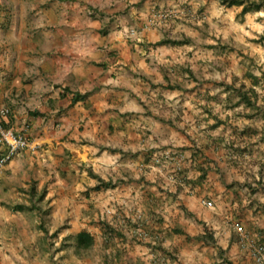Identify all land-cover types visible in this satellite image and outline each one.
I'll return each mask as SVG.
<instances>
[{"label":"crops","instance_id":"obj_1","mask_svg":"<svg viewBox=\"0 0 264 264\" xmlns=\"http://www.w3.org/2000/svg\"><path fill=\"white\" fill-rule=\"evenodd\" d=\"M32 1L31 27L0 31V81L43 105V116L30 114L28 148L0 175V264H254L233 225L264 240V152L248 131L229 130L230 104L210 71L184 50L153 46L184 31L172 17L145 27L174 5L76 0L69 14L62 1ZM68 19L76 31H64ZM75 93L90 94L72 104ZM162 152L180 160L176 173L155 163ZM88 172L111 186L94 190ZM138 229L156 241L139 240ZM80 232L93 238L88 256L68 240ZM202 234L213 244L195 239Z\"/></svg>","mask_w":264,"mask_h":264},{"label":"rangeland","instance_id":"obj_2","mask_svg":"<svg viewBox=\"0 0 264 264\" xmlns=\"http://www.w3.org/2000/svg\"><path fill=\"white\" fill-rule=\"evenodd\" d=\"M12 1L13 5H12ZM0 0L1 4H6L12 8L8 10H0V12H8L9 20L0 22V31L6 25L9 30L23 31L27 27H31L29 23L30 12L28 2L32 0ZM62 1L67 7V12L72 13V6L76 0H54ZM174 5V8L180 12H187L188 15H178L171 19L175 20L180 25L183 32L179 35L174 34L171 37L175 39L187 38L191 40L190 44L182 45L173 48H179L181 51H185L186 54L192 56L195 66L206 68L210 71L211 79L209 82H218L212 85V89H219L218 93L220 98L226 97L228 99V107L231 109L232 127L229 124V130L234 133L248 131L252 134L253 140L258 141V148L261 153L264 152V83L262 78L264 77V44L254 43L258 36L264 34V8L250 12L245 15H241L240 7H225L219 4V0H168ZM40 0L37 2L39 3ZM5 4V5H6ZM80 4H86L82 0ZM82 6V5H81ZM70 8V9H69ZM172 7H165L161 10H168ZM36 9V8H35ZM86 9H84L85 11ZM11 11L15 12V15L10 18ZM191 16V17H190ZM83 19V18H82ZM95 19L91 18V21ZM75 19L67 20L66 31L71 33L76 31L78 26L74 25ZM105 24H101L99 32L107 33V27ZM84 27V25H83ZM175 28V27H174ZM173 28V29H174ZM35 31V28H33ZM2 38V32H0V40ZM3 44L0 42V45ZM167 46V45H166ZM6 48H9L6 46ZM0 46V50H1ZM2 51L4 52L5 49ZM4 61V60H3ZM0 60V62H3ZM0 71L1 68H0ZM250 72L253 76L260 79L257 86L253 87L257 93V97L253 94H249L252 102L256 106L248 107L243 103H239V97L237 96V88L241 84L245 86V90L252 88V80L246 77V73ZM4 74H0V79H4ZM226 82V83H224ZM11 82L8 80L0 81V109L6 108L9 111L7 124L19 122L18 129L22 126L28 125L30 130L32 128V122L29 121L30 112L38 111L43 105L37 104L39 100L36 95L34 100H28L26 98V89L11 87ZM44 95L49 92L46 90H39L38 92H44ZM37 92V93H38ZM35 93V94H37ZM7 96V97H6ZM36 118V117H34ZM40 126L45 124V120L39 119ZM12 125V123H11ZM13 126V125H12ZM236 133V134H237ZM254 143V144H255ZM251 146V145H250ZM248 172H252L249 170ZM261 179V177H260ZM249 230H247L248 232ZM75 238L68 237L70 241ZM76 243V241H75ZM90 252V251H89ZM89 252L84 254L88 256ZM81 254V252H80ZM170 255L168 250H164V255ZM77 256V255H76ZM171 258L174 259L173 256Z\"/></svg>","mask_w":264,"mask_h":264},{"label":"built area","instance_id":"obj_3","mask_svg":"<svg viewBox=\"0 0 264 264\" xmlns=\"http://www.w3.org/2000/svg\"><path fill=\"white\" fill-rule=\"evenodd\" d=\"M180 14L188 15L187 12H180L175 8L155 11L148 19L145 27L150 28L151 26L165 23L171 17ZM126 34L127 38L133 43L136 44L140 41L138 31L135 28L128 29ZM8 114V109H0V145L4 147L3 151L0 153V175L3 173L6 165L29 146V126L25 125L17 130L12 129L11 127H6L4 124H7L6 118L8 117ZM155 158V163H160L162 165L172 164L175 169L174 173L178 171L180 160L175 159L170 152H162ZM203 204L209 209L214 208L213 203L210 201H204ZM233 228L238 235V245L240 248L244 249L249 254L253 259L254 264H264V240H262V238L259 239V237L253 238L238 223H234ZM136 236L139 240L148 241L149 243H154L156 241L155 236L142 229H138ZM157 264L163 263L159 261Z\"/></svg>","mask_w":264,"mask_h":264},{"label":"trees","instance_id":"obj_4","mask_svg":"<svg viewBox=\"0 0 264 264\" xmlns=\"http://www.w3.org/2000/svg\"><path fill=\"white\" fill-rule=\"evenodd\" d=\"M219 4L225 7H240L241 8V15H245L250 12H256L264 8V0H219ZM166 23V22H165ZM162 23V24H165ZM161 25V24H158ZM254 43L258 44H264V34L258 36L255 40H252ZM191 40L187 38L183 39H171L167 36L162 38L160 41L155 42L153 44L154 47H159V46H165V45H170L173 47H178L182 45H187L190 44ZM246 77L250 78L252 80V88H249L248 90H245V86L241 84L239 88H237V96L239 97V103H243L245 106L252 107L256 106L254 102L251 101L249 94H253L254 97H257V93L254 90L253 87L257 86L260 82V79H258L256 76H253L250 72L246 73ZM262 81L264 83V77L262 78ZM68 90V89H66ZM249 93V94H248ZM90 93H85L83 95L75 93L74 97L72 98V104L76 103L77 101L87 97ZM32 116H43V114L39 112H30ZM223 124L221 121H216V123L212 127H217L219 125ZM7 127V125H5ZM243 134L245 131L242 132ZM88 175L91 176L92 178L97 179L98 185H96L93 189L98 190L102 187L107 188L110 187L111 184L109 182H104L101 180L99 177L94 175L91 172H88ZM33 190V188H32ZM42 197V196H41ZM41 200V198H39ZM16 209H22L21 206H15ZM106 226V225H105ZM106 233H109L107 236L110 235H118L117 232H115L112 228L106 226L104 228ZM195 239L204 241L209 244H213L212 237L208 236V234H202L200 236H196ZM75 253L76 255H79L81 253H85L88 251L92 246H93V238L90 234L87 232H80L75 235ZM164 253V250H162ZM168 257L170 256L169 254L167 255ZM171 257V256H170Z\"/></svg>","mask_w":264,"mask_h":264},{"label":"clouds","instance_id":"obj_5","mask_svg":"<svg viewBox=\"0 0 264 264\" xmlns=\"http://www.w3.org/2000/svg\"><path fill=\"white\" fill-rule=\"evenodd\" d=\"M171 9V8H170Z\"/></svg>","mask_w":264,"mask_h":264}]
</instances>
